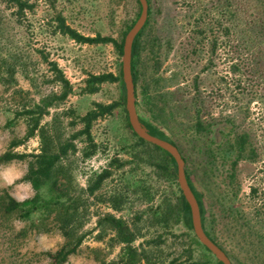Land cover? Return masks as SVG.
Segmentation results:
<instances>
[{
  "label": "trees",
  "instance_id": "16d2710c",
  "mask_svg": "<svg viewBox=\"0 0 264 264\" xmlns=\"http://www.w3.org/2000/svg\"><path fill=\"white\" fill-rule=\"evenodd\" d=\"M1 1L19 24L24 23L26 13L35 7L31 0ZM49 1L53 5L56 3V0ZM180 2L187 4L188 17L192 20L189 23L193 33L191 54L198 57L205 51L210 54L209 63L203 70L213 63L219 50L230 48L236 60L231 65L233 72L241 70L245 54L251 55L253 70L259 72L262 66L264 82V0ZM136 3L138 10L134 18L125 23L118 37L101 32L94 36L85 35L72 27L62 12L55 14L54 33L80 44H112L122 58L125 38L142 11L140 1L136 0ZM148 5V19L136 36L132 49V75L139 118L151 134L178 147L185 160L189 185L200 206L206 234L227 253L233 264H238L240 261L236 255L219 241L214 221H209L205 190L212 189L219 163L227 162L230 165L227 175L229 191L218 202L224 218L229 222L238 221L242 214L233 206L240 190L236 182L237 169L242 160L257 158L256 149L249 132L237 125L234 115L215 117L208 113L200 75L194 78L190 90L188 86L181 85L178 72L169 76L162 72L164 62L173 49L172 39L158 33L157 9H154L153 0H148ZM2 21L0 16V30ZM39 52L41 61L47 64L50 72L46 82L53 89L37 101H25L17 109L9 124L13 126L23 119L26 132L22 137L14 136L7 150L0 154V167L30 158L27 172L16 182L31 183L34 194L19 200L12 195L10 187L1 188L0 228L12 229L15 221H22L25 226L16 234L18 237H26L32 232L60 233L63 243L56 250L41 254L49 259L48 264H67L71 256L82 252L86 237L91 232L85 230V226L91 217L92 202L103 203L111 211L97 213V239L106 241L109 250L119 245L120 252L117 257L108 260L102 249H93L100 264H224L200 242L194 232L191 207L178 183L175 158L133 130L126 109L122 61L118 73H88L81 88L83 94H96L106 83H119L120 96L117 100L108 103L94 101L84 114L73 107L52 114V109L66 104L74 93V85L57 61L51 60L43 51ZM19 66H27V61L19 55L0 56V79L11 86ZM16 92L22 94L23 90ZM116 110L124 113L126 125L134 136L130 147H125L129 158L114 155L100 171L92 173L86 187H82L76 181L73 157L80 153L82 160H87L99 153L101 144L95 138L94 127L99 120L114 115ZM48 115H51V120L44 121ZM35 136L40 140L37 152L16 150ZM131 165L128 172L119 175L120 184L103 192L106 183L117 171ZM142 166L150 167L156 182H164L165 188L155 187L156 184L149 179H137ZM133 195L141 203L151 205L131 219L117 216L116 212L123 211ZM181 223L187 229V241L179 249L175 243H169L168 235ZM149 229H154L151 236L148 235ZM138 240L141 241L136 244ZM197 250H201L199 257Z\"/></svg>",
  "mask_w": 264,
  "mask_h": 264
},
{
  "label": "rangeland",
  "instance_id": "374dc122",
  "mask_svg": "<svg viewBox=\"0 0 264 264\" xmlns=\"http://www.w3.org/2000/svg\"><path fill=\"white\" fill-rule=\"evenodd\" d=\"M35 7L26 13L24 23L16 22L11 10L0 0V56L13 54L27 61V66H19L15 74V82L9 86L0 79V154L7 150L14 136L22 137L26 132V123L19 119L15 125L9 121L14 118L17 109L25 101L39 100L49 93L53 86L46 82L50 72L46 63L42 62L39 51L48 54L51 60L59 63L67 77L74 85V93L65 105L52 109L51 113L73 107L84 114L91 108L94 101L112 102L120 96L119 83H106L96 94H83L81 88L88 73L114 72L118 73L122 58L114 46L80 44L62 34L54 33L56 12H62L67 22L85 35L94 36L98 32L103 35L118 37L125 23L134 18L138 8L136 0H56L53 5L49 0H31ZM157 9L156 28L161 35L172 39L173 49L164 62L162 72L169 76L178 72L181 85L191 90L194 78L201 76V91L206 99L208 113L215 117L228 114L234 115L237 125L246 129L254 147L257 158L242 160L237 169V181L240 186L238 197L233 206L240 210L242 216L238 221L229 222L224 218L219 199L226 195L228 189L229 164L220 162L218 171L210 191L205 190V202L209 210V221H214L218 239L231 250L240 262L238 264H264V82L262 81V66L259 72L252 68V56L245 54L237 73L232 70L236 61L230 48L219 50L208 69L210 54L206 51L201 56L191 54L193 33L190 32L187 4L180 0H153ZM4 70V69H3ZM23 90L20 94L16 90ZM51 115L44 121H50ZM94 135L101 144L99 153L90 159L82 160L80 153L73 157L76 181L86 187L90 175L100 171L111 157L118 155L129 158L125 147H130L134 140L132 132L126 125L124 113L116 110L114 115L99 120L94 127ZM38 136L31 138L16 150L31 153L39 150ZM30 159V158H29ZM29 159L14 161L0 167V189L10 187L14 197L24 200L33 196L34 189L29 182H16L28 170ZM131 166L117 171L103 188V192L121 183L119 175L129 171ZM137 179L154 182L155 187L165 188L164 182H156L154 172L150 167L139 168ZM168 188V187H167ZM255 189V191L253 190ZM169 190V188H168ZM159 196L156 198L158 202ZM93 201V199H91ZM151 203L140 202L135 195L127 207L116 212L117 216L131 219L137 212L146 209ZM111 211L106 204L93 203L91 217L85 230L91 231L82 246V252L71 256L67 264H100L95 258L93 249L100 248L103 255L111 260L120 252L117 245L112 250L106 241L98 240V230L95 229L97 213ZM244 217V218H242ZM242 218V219H241ZM234 224L237 226L235 228ZM25 226V222L15 221L12 229L0 228V264H48L49 259L41 253L54 251L62 243L60 233L32 232L26 237L16 234ZM149 236L154 229H149ZM169 234V243L181 249L187 241L186 227L181 223ZM243 236L247 239L245 240ZM108 239V238H107ZM106 239V240H107ZM142 240V239H141ZM141 240H138V244ZM254 243V244H253ZM201 250H197L199 257Z\"/></svg>",
  "mask_w": 264,
  "mask_h": 264
},
{
  "label": "water",
  "instance_id": "95a60500",
  "mask_svg": "<svg viewBox=\"0 0 264 264\" xmlns=\"http://www.w3.org/2000/svg\"><path fill=\"white\" fill-rule=\"evenodd\" d=\"M139 1L142 6V11L137 22L128 32L125 38L124 51L122 56L123 81L126 87V109L129 116V122L137 135H139L146 141H149L165 149L175 158L178 166V183L191 207L192 224L195 234L199 238L200 242L205 245L218 260L222 261L224 264H233L227 253L205 232L202 223L200 206L193 190L189 185L185 172V160L178 147L167 140L151 134L149 129L141 122L139 118L136 107V88L132 75V49L136 36L144 27L148 19L149 11L148 0Z\"/></svg>",
  "mask_w": 264,
  "mask_h": 264
}]
</instances>
